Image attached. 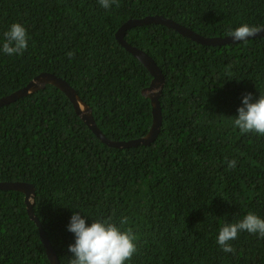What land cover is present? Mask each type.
Wrapping results in <instances>:
<instances>
[{
	"label": "trees",
	"instance_id": "obj_1",
	"mask_svg": "<svg viewBox=\"0 0 264 264\" xmlns=\"http://www.w3.org/2000/svg\"><path fill=\"white\" fill-rule=\"evenodd\" d=\"M0 0V47L14 22L30 37L23 55L0 51V99L48 73L70 84L111 141L145 137L152 77L122 48L128 21L162 16L207 38L244 23L264 27V0ZM125 40L165 76L163 126L150 146L100 142L54 86L0 108V183L36 189L34 213L60 264H70L71 216L128 218L138 251L126 264H264V238L246 231L225 253L224 223L249 211L264 218V136L232 121L264 94V37L223 47L199 45L163 26L137 27ZM68 52H74L72 58ZM237 161L235 168L228 161ZM0 264H50L22 193L0 192Z\"/></svg>",
	"mask_w": 264,
	"mask_h": 264
},
{
	"label": "clouds",
	"instance_id": "obj_2",
	"mask_svg": "<svg viewBox=\"0 0 264 264\" xmlns=\"http://www.w3.org/2000/svg\"><path fill=\"white\" fill-rule=\"evenodd\" d=\"M100 5L110 9L113 5L119 7V0H99ZM264 31V27L242 24L227 35L236 41H248ZM3 43L0 51L4 54L23 55L28 48L29 35L26 28L19 22H14L3 34ZM74 52H68L69 58L74 57ZM241 107L238 108V117L232 121L234 128L242 134L253 133L264 136V94L253 102V95L247 93L243 96ZM235 159L228 161L229 168H235ZM128 218L123 217L119 226L111 219L98 217L93 223H87V216L81 212H74L68 225V231L75 236V243L69 245L72 258L70 264H126L138 251L135 235L132 228H125ZM246 231L258 234L264 238V218L249 211L241 220L224 223L219 230L217 243L225 253H235L236 249L230 243L238 239L239 233Z\"/></svg>",
	"mask_w": 264,
	"mask_h": 264
},
{
	"label": "water",
	"instance_id": "obj_3",
	"mask_svg": "<svg viewBox=\"0 0 264 264\" xmlns=\"http://www.w3.org/2000/svg\"><path fill=\"white\" fill-rule=\"evenodd\" d=\"M151 25L163 26L172 29L183 37L206 47H223L244 42L236 41L232 37L207 38L199 35L198 33L181 24L176 23L171 19H167L162 16L147 17L142 20H131L124 24L115 35L118 44L129 54H131L135 59H137L152 77L150 86L142 91L143 97L149 99L152 106V126L149 133L145 137L137 140H131L129 142H117L108 139L98 127L93 116L92 108L80 98L76 90L70 84H68L62 78H59L53 74L43 73L34 78L26 87L20 89L19 91L11 94L8 97L0 99V108L6 107L17 102L20 99L43 91L47 86H54L55 88L61 90L67 96L74 108L76 116L80 118L82 122L87 126V128L97 137V139L106 146L123 150L137 148L140 146L148 147L152 145L159 138L163 126V112L160 100L166 82L165 76L161 68L156 64L154 59L149 54L130 45L125 40V37L129 31L137 27H146ZM262 37H264V31H262L255 37H249V40ZM5 191L18 192L22 193L25 196V204L27 206L28 215L38 227L40 242L45 248L50 264H60L54 247L47 237L39 219L34 213L36 200L35 186L24 182H1L0 192Z\"/></svg>",
	"mask_w": 264,
	"mask_h": 264
}]
</instances>
